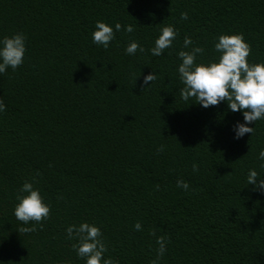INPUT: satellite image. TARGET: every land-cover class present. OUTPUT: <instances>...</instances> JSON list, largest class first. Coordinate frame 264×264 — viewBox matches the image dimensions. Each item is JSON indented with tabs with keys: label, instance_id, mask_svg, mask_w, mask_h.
Wrapping results in <instances>:
<instances>
[{
	"label": "trees",
	"instance_id": "trees-1",
	"mask_svg": "<svg viewBox=\"0 0 264 264\" xmlns=\"http://www.w3.org/2000/svg\"><path fill=\"white\" fill-rule=\"evenodd\" d=\"M97 21L122 25L107 49L93 43ZM169 25L176 39L153 56ZM16 33L24 62L0 73V264H86L67 233L84 222L118 264H150L159 236V264H264V191L247 182L253 169L264 180V118L236 139L243 113L184 101L178 72L182 50L218 61L222 34L242 33L248 62L264 64V0H0V40ZM133 41L145 51L127 54ZM25 181L51 213L20 234L33 227L14 215Z\"/></svg>",
	"mask_w": 264,
	"mask_h": 264
},
{
	"label": "clouds",
	"instance_id": "clouds-1",
	"mask_svg": "<svg viewBox=\"0 0 264 264\" xmlns=\"http://www.w3.org/2000/svg\"><path fill=\"white\" fill-rule=\"evenodd\" d=\"M181 19L187 20L188 14L181 13ZM95 31L92 33L94 44L108 48L110 42L115 38V31L122 30L120 23L115 24V31L112 26L105 22L97 21ZM123 30L128 33L134 31L132 25L126 26ZM178 33L174 26H164L161 34L155 40V46L151 48L153 56H160L170 48ZM26 36L23 33H16L11 37L5 36L0 40V73H5L8 68L17 69L24 62L26 53ZM193 44L190 37H185L184 48H189ZM215 50L221 55L218 61L208 64H197L198 54H203V47H193L191 51H180L178 56L182 60L178 72L184 87L180 90V95L184 101L195 98L196 103L204 108L218 106L226 101L232 112L240 111L243 113L244 122H238L234 131L236 139L242 138L245 134L253 133L254 128L249 124L264 118V64H250L248 57L251 54V45L240 34H222L218 37V42L214 45ZM144 52L145 49L137 42L129 43L126 53L134 55ZM157 79L153 72L144 77V89ZM143 89V90H144ZM6 111V105L0 98V113ZM163 151V147L159 149ZM259 158L264 160V150L259 153ZM193 170L197 171L198 166L193 165ZM258 180L256 170H250L247 178L249 185H256V189L264 191V180ZM177 186L185 191L189 189V184L183 180L177 182ZM159 189V185H157ZM17 199L18 203L14 209L16 219L23 224H33V227H22L19 233H29L35 231V224L43 226V221L50 217L51 207L45 203L39 189L34 187L32 182L25 181L20 189ZM136 230H142V225L137 222ZM68 238L75 239L77 243L72 245L77 255L86 258V264H118L111 257L105 259L104 255L108 251L103 242V233L100 227L88 222L81 223L79 226L72 225L67 229ZM155 236V230L151 232ZM166 241L164 236L157 237L156 259L150 264H159V260L166 251Z\"/></svg>",
	"mask_w": 264,
	"mask_h": 264
}]
</instances>
